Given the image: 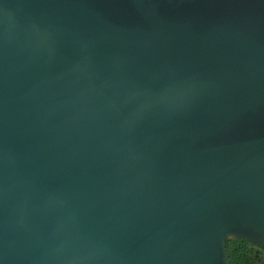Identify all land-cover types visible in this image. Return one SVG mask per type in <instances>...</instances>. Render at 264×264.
<instances>
[{
  "label": "water",
  "instance_id": "water-1",
  "mask_svg": "<svg viewBox=\"0 0 264 264\" xmlns=\"http://www.w3.org/2000/svg\"><path fill=\"white\" fill-rule=\"evenodd\" d=\"M264 246V0H0V264H228Z\"/></svg>",
  "mask_w": 264,
  "mask_h": 264
},
{
  "label": "trees",
  "instance_id": "trees-1",
  "mask_svg": "<svg viewBox=\"0 0 264 264\" xmlns=\"http://www.w3.org/2000/svg\"><path fill=\"white\" fill-rule=\"evenodd\" d=\"M226 258L228 264H264V246L236 237Z\"/></svg>",
  "mask_w": 264,
  "mask_h": 264
}]
</instances>
